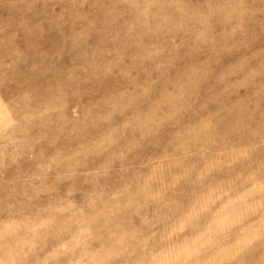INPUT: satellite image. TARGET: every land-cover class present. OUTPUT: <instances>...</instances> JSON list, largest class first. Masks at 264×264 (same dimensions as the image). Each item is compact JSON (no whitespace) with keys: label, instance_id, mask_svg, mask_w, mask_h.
<instances>
[{"label":"clouds","instance_id":"obj_1","mask_svg":"<svg viewBox=\"0 0 264 264\" xmlns=\"http://www.w3.org/2000/svg\"><path fill=\"white\" fill-rule=\"evenodd\" d=\"M0 264H264V0H0Z\"/></svg>","mask_w":264,"mask_h":264},{"label":"rangeland","instance_id":"obj_2","mask_svg":"<svg viewBox=\"0 0 264 264\" xmlns=\"http://www.w3.org/2000/svg\"><path fill=\"white\" fill-rule=\"evenodd\" d=\"M220 207H222V206L219 204V202H217V208H220ZM192 212H193V214H195L196 209L194 208V209L192 210Z\"/></svg>","mask_w":264,"mask_h":264}]
</instances>
